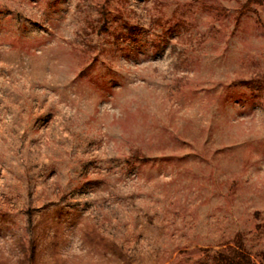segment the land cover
<instances>
[{
	"label": "rangeland",
	"instance_id": "1",
	"mask_svg": "<svg viewBox=\"0 0 264 264\" xmlns=\"http://www.w3.org/2000/svg\"><path fill=\"white\" fill-rule=\"evenodd\" d=\"M264 251V0H0V264Z\"/></svg>",
	"mask_w": 264,
	"mask_h": 264
},
{
	"label": "trees",
	"instance_id": "2",
	"mask_svg": "<svg viewBox=\"0 0 264 264\" xmlns=\"http://www.w3.org/2000/svg\"><path fill=\"white\" fill-rule=\"evenodd\" d=\"M213 264H264V251L256 260L246 251L242 239L238 237L233 244L215 250L212 255Z\"/></svg>",
	"mask_w": 264,
	"mask_h": 264
}]
</instances>
